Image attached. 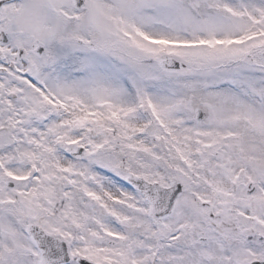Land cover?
Segmentation results:
<instances>
[{
  "label": "snow or ice",
  "instance_id": "obj_1",
  "mask_svg": "<svg viewBox=\"0 0 264 264\" xmlns=\"http://www.w3.org/2000/svg\"><path fill=\"white\" fill-rule=\"evenodd\" d=\"M0 264H264V0H0Z\"/></svg>",
  "mask_w": 264,
  "mask_h": 264
}]
</instances>
